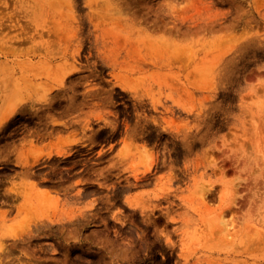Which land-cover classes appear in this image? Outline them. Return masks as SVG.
Instances as JSON below:
<instances>
[{
	"label": "rangeland",
	"instance_id": "rangeland-1",
	"mask_svg": "<svg viewBox=\"0 0 264 264\" xmlns=\"http://www.w3.org/2000/svg\"><path fill=\"white\" fill-rule=\"evenodd\" d=\"M0 264H264V0H0Z\"/></svg>",
	"mask_w": 264,
	"mask_h": 264
}]
</instances>
